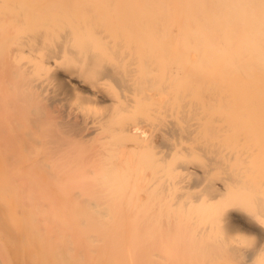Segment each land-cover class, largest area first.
Masks as SVG:
<instances>
[{"label": "bare ground", "instance_id": "1", "mask_svg": "<svg viewBox=\"0 0 264 264\" xmlns=\"http://www.w3.org/2000/svg\"><path fill=\"white\" fill-rule=\"evenodd\" d=\"M0 264H264V0H0Z\"/></svg>", "mask_w": 264, "mask_h": 264}, {"label": "rangeland", "instance_id": "2", "mask_svg": "<svg viewBox=\"0 0 264 264\" xmlns=\"http://www.w3.org/2000/svg\"><path fill=\"white\" fill-rule=\"evenodd\" d=\"M251 239H252V240L254 239V238H253V236H252V237L250 236V237H249V238H247L246 240H247V242H252V240H251Z\"/></svg>", "mask_w": 264, "mask_h": 264}]
</instances>
